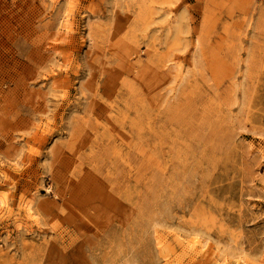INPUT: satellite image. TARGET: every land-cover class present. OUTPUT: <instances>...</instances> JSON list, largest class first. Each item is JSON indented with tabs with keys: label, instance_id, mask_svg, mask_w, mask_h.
Masks as SVG:
<instances>
[{
	"label": "rangeland",
	"instance_id": "374dc122",
	"mask_svg": "<svg viewBox=\"0 0 264 264\" xmlns=\"http://www.w3.org/2000/svg\"><path fill=\"white\" fill-rule=\"evenodd\" d=\"M163 263L264 264V0H0V264Z\"/></svg>",
	"mask_w": 264,
	"mask_h": 264
},
{
	"label": "bare ground",
	"instance_id": "6f19581e",
	"mask_svg": "<svg viewBox=\"0 0 264 264\" xmlns=\"http://www.w3.org/2000/svg\"><path fill=\"white\" fill-rule=\"evenodd\" d=\"M29 211V210H28ZM163 264H167V263H163Z\"/></svg>",
	"mask_w": 264,
	"mask_h": 264
}]
</instances>
